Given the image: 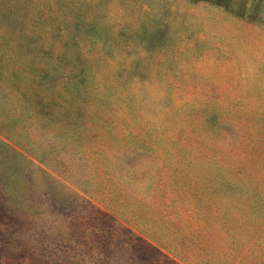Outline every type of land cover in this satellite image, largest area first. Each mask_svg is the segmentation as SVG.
<instances>
[{
	"label": "rangeland",
	"instance_id": "1",
	"mask_svg": "<svg viewBox=\"0 0 264 264\" xmlns=\"http://www.w3.org/2000/svg\"><path fill=\"white\" fill-rule=\"evenodd\" d=\"M1 54L0 264H264V0H0Z\"/></svg>",
	"mask_w": 264,
	"mask_h": 264
},
{
	"label": "trees",
	"instance_id": "2",
	"mask_svg": "<svg viewBox=\"0 0 264 264\" xmlns=\"http://www.w3.org/2000/svg\"><path fill=\"white\" fill-rule=\"evenodd\" d=\"M5 16H3L4 19H9V15H11V11L10 13L8 11L4 12ZM11 27L13 29L18 28L19 31H17L19 33V36L21 39H23L25 41V39L28 38V35L24 32L22 26V22L17 21L16 19H11L9 21ZM3 59H4V55H0V86H7V89H11L12 92L13 90L17 91V89L19 88L22 79L20 77V75L18 74L17 70H15L14 68H10L9 66L5 65L3 66Z\"/></svg>",
	"mask_w": 264,
	"mask_h": 264
}]
</instances>
